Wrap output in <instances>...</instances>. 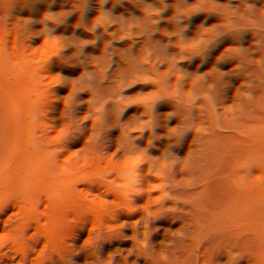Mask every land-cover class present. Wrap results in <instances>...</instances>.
Masks as SVG:
<instances>
[{
  "label": "trees",
  "instance_id": "1",
  "mask_svg": "<svg viewBox=\"0 0 264 264\" xmlns=\"http://www.w3.org/2000/svg\"><path fill=\"white\" fill-rule=\"evenodd\" d=\"M0 264H264V0H0Z\"/></svg>",
  "mask_w": 264,
  "mask_h": 264
}]
</instances>
